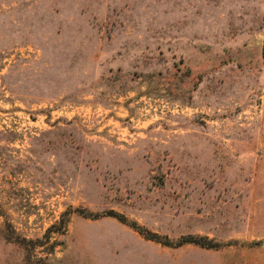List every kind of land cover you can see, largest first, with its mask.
<instances>
[{
  "label": "rangeland",
  "instance_id": "374dc122",
  "mask_svg": "<svg viewBox=\"0 0 264 264\" xmlns=\"http://www.w3.org/2000/svg\"><path fill=\"white\" fill-rule=\"evenodd\" d=\"M0 264H264V0H0Z\"/></svg>",
  "mask_w": 264,
  "mask_h": 264
},
{
  "label": "trees",
  "instance_id": "16d2710c",
  "mask_svg": "<svg viewBox=\"0 0 264 264\" xmlns=\"http://www.w3.org/2000/svg\"><path fill=\"white\" fill-rule=\"evenodd\" d=\"M154 238L156 237V236H153ZM156 239V238H155Z\"/></svg>",
  "mask_w": 264,
  "mask_h": 264
}]
</instances>
